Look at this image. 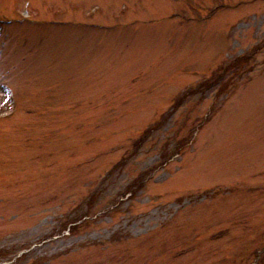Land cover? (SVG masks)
Instances as JSON below:
<instances>
[{"label": "rangeland", "instance_id": "1", "mask_svg": "<svg viewBox=\"0 0 264 264\" xmlns=\"http://www.w3.org/2000/svg\"><path fill=\"white\" fill-rule=\"evenodd\" d=\"M0 264H264V0H0Z\"/></svg>", "mask_w": 264, "mask_h": 264}]
</instances>
